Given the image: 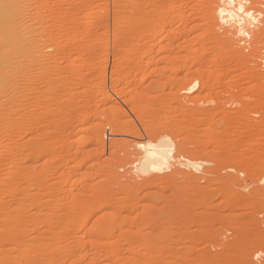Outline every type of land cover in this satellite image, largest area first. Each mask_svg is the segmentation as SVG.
I'll return each mask as SVG.
<instances>
[{
  "label": "rangeland",
  "instance_id": "374dc122",
  "mask_svg": "<svg viewBox=\"0 0 264 264\" xmlns=\"http://www.w3.org/2000/svg\"><path fill=\"white\" fill-rule=\"evenodd\" d=\"M16 1L0 264H264V0Z\"/></svg>",
  "mask_w": 264,
  "mask_h": 264
},
{
  "label": "bare ground",
  "instance_id": "6f19581e",
  "mask_svg": "<svg viewBox=\"0 0 264 264\" xmlns=\"http://www.w3.org/2000/svg\"><path fill=\"white\" fill-rule=\"evenodd\" d=\"M15 1L16 0H6V3L0 7V25L5 26L4 30H1V28H0L1 31H4V33L0 31V34H3L1 37L2 40L0 39V41H2L3 44L6 42V40L8 38L10 39V33L12 32V31L10 32V29L12 30L11 26H13V25H11V23H13L12 20L14 18L12 16V14H13V10H15L14 8L17 7V6L14 7ZM231 2H232L231 0H228L227 4L231 5ZM242 7L243 6L239 3V4H237L236 9L239 10V12H240L242 10ZM222 10L227 14V16L234 17L233 16L234 10L232 9V7L229 9L223 8ZM248 13L249 12H246V14H248ZM234 15H237V14H234ZM2 22L4 25L1 24ZM14 26H15V24H14ZM11 38H12V36H11ZM0 53H1V50H0ZM151 145H152L151 148L147 151V155L145 156V158L142 160V163H141V169H144L145 171L147 169L151 168L152 166L155 167V165H156L155 161H159L161 163L166 162L171 157L170 155H171V152L173 150L172 143L167 139V137L162 138L157 143L151 144ZM60 202H62V201H60ZM61 204H64V202ZM102 232H104V231L101 228H99L96 230L95 233L96 234H102Z\"/></svg>",
  "mask_w": 264,
  "mask_h": 264
}]
</instances>
